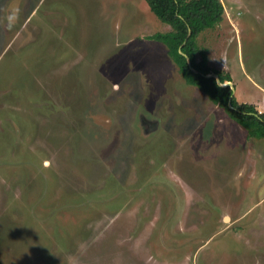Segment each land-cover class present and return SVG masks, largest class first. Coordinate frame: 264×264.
Masks as SVG:
<instances>
[{
	"label": "rangeland",
	"instance_id": "rangeland-1",
	"mask_svg": "<svg viewBox=\"0 0 264 264\" xmlns=\"http://www.w3.org/2000/svg\"><path fill=\"white\" fill-rule=\"evenodd\" d=\"M221 2L198 47L264 111V0ZM169 29L145 0H0V264H264V137Z\"/></svg>",
	"mask_w": 264,
	"mask_h": 264
},
{
	"label": "trees",
	"instance_id": "trees-1",
	"mask_svg": "<svg viewBox=\"0 0 264 264\" xmlns=\"http://www.w3.org/2000/svg\"><path fill=\"white\" fill-rule=\"evenodd\" d=\"M145 1L158 18L171 27L148 37L167 46L168 54L185 81L197 86L213 103L226 110L230 118L245 128L247 136L264 137V111H259L251 102H239L229 85H219L213 75H207L217 73L221 82L231 80L229 73H223L207 63L206 54L197 44L196 38L201 31L222 20L224 6L221 0ZM198 54L200 58H197Z\"/></svg>",
	"mask_w": 264,
	"mask_h": 264
},
{
	"label": "water",
	"instance_id": "water-1",
	"mask_svg": "<svg viewBox=\"0 0 264 264\" xmlns=\"http://www.w3.org/2000/svg\"><path fill=\"white\" fill-rule=\"evenodd\" d=\"M185 56L187 57V62H188V64H189L190 68H192L189 57H188L186 54H185ZM192 69H193V68H192ZM207 75H213V76L216 78L217 83H218L219 85H222V86L229 85V86L232 88V94L234 93V91H235V86L233 85V83H232L230 80H227V81H225V82H221V80H220V78H219V76H218L217 73H209V74H207ZM226 217H227V216H226Z\"/></svg>",
	"mask_w": 264,
	"mask_h": 264
},
{
	"label": "crops",
	"instance_id": "crops-1",
	"mask_svg": "<svg viewBox=\"0 0 264 264\" xmlns=\"http://www.w3.org/2000/svg\"><path fill=\"white\" fill-rule=\"evenodd\" d=\"M161 42V41H160ZM232 119V118H231ZM233 122H234V127L236 128V129H238L240 132L241 131H243L242 133L244 134L243 135V138H244V140H245V138H248V136H247V133H246V130H245V128H243L240 124H238L236 121H234L233 120ZM235 142L236 141H240V138L239 137H234V139H233ZM247 166H248V164H247Z\"/></svg>",
	"mask_w": 264,
	"mask_h": 264
},
{
	"label": "flooded vegetation",
	"instance_id": "flooded-vegetation-1",
	"mask_svg": "<svg viewBox=\"0 0 264 264\" xmlns=\"http://www.w3.org/2000/svg\"><path fill=\"white\" fill-rule=\"evenodd\" d=\"M145 123H147V122H145ZM147 124H148V123H147ZM149 125H150V124H149ZM151 125L154 126L152 123H151Z\"/></svg>",
	"mask_w": 264,
	"mask_h": 264
}]
</instances>
